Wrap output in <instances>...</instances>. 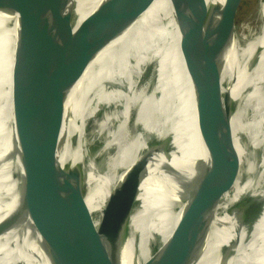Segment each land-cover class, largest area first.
Wrapping results in <instances>:
<instances>
[{
	"label": "bare ground",
	"instance_id": "6f19581e",
	"mask_svg": "<svg viewBox=\"0 0 264 264\" xmlns=\"http://www.w3.org/2000/svg\"><path fill=\"white\" fill-rule=\"evenodd\" d=\"M162 1L143 0L146 15ZM243 1L188 0L163 21L149 64L134 73L114 143L132 168L111 160L103 171L105 196L120 209L122 241L134 264H248L263 244L264 156L250 172L242 149L256 133L250 105L264 89V24L244 49L236 25ZM87 2L56 0L54 10L51 0H0V73L17 50L11 23L28 43L18 85L0 101L4 155L27 139L70 79L60 37L74 35V13ZM257 130L264 144V115ZM177 153L183 164L202 163L225 175L208 184L181 170L166 179L143 177ZM6 175L0 173V192ZM105 206L99 205L89 264H102ZM0 264H48L30 211L0 220Z\"/></svg>",
	"mask_w": 264,
	"mask_h": 264
},
{
	"label": "water",
	"instance_id": "95a60500",
	"mask_svg": "<svg viewBox=\"0 0 264 264\" xmlns=\"http://www.w3.org/2000/svg\"><path fill=\"white\" fill-rule=\"evenodd\" d=\"M51 1L55 10L56 0ZM187 3L163 0L148 16L143 0H88L86 8L78 5L74 35L60 37L65 41L60 55L70 79L27 139L6 155L0 130V173H7L0 192V220L30 211L48 264H89L102 201L110 216L100 225L105 238L102 264H134L132 251L122 241L120 209L106 199L103 171L113 161L132 168L114 143L133 76L145 62L149 64L150 53L163 34V21ZM10 37L17 50L10 69L0 73L2 102L18 85L28 50L26 38L13 23ZM250 106L249 124L256 133L244 141L242 154L252 172L264 156L262 131L257 130L264 115V89ZM180 157L177 153L167 167L143 177L166 179L181 170L208 184L225 175L224 170L202 163L183 164ZM224 188L230 189L227 184ZM248 264H264V239Z\"/></svg>",
	"mask_w": 264,
	"mask_h": 264
},
{
	"label": "rangeland",
	"instance_id": "374dc122",
	"mask_svg": "<svg viewBox=\"0 0 264 264\" xmlns=\"http://www.w3.org/2000/svg\"><path fill=\"white\" fill-rule=\"evenodd\" d=\"M264 0H244L237 13V29L242 47L245 49L247 44L254 40L261 32L264 24L262 7ZM245 52V50H244ZM242 52V54L244 53ZM235 65L239 63L234 62ZM161 98V94L155 93L156 102Z\"/></svg>",
	"mask_w": 264,
	"mask_h": 264
}]
</instances>
